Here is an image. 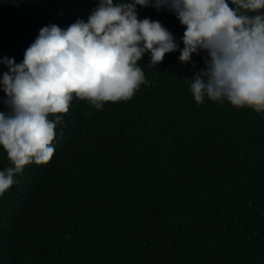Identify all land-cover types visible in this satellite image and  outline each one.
Instances as JSON below:
<instances>
[{
  "label": "trees",
  "instance_id": "trees-1",
  "mask_svg": "<svg viewBox=\"0 0 264 264\" xmlns=\"http://www.w3.org/2000/svg\"><path fill=\"white\" fill-rule=\"evenodd\" d=\"M97 2L0 0V57L19 62L41 26L86 20ZM136 10L183 46L172 13ZM178 55L148 67L145 54L148 83L128 100L74 96L56 114L49 161L0 195V264H264V112L195 102Z\"/></svg>",
  "mask_w": 264,
  "mask_h": 264
},
{
  "label": "clouds",
  "instance_id": "clouds-1",
  "mask_svg": "<svg viewBox=\"0 0 264 264\" xmlns=\"http://www.w3.org/2000/svg\"><path fill=\"white\" fill-rule=\"evenodd\" d=\"M137 5L172 13L183 34L159 20L138 18ZM191 63L189 91L236 108L264 112V0H98L87 19L66 27L41 26L23 58L0 57V148L11 166L0 169V195L31 163H47L54 152L56 124L73 97L95 109L125 101L147 84L137 63L148 67L164 54ZM193 54L201 55L197 68ZM50 114L53 118H49Z\"/></svg>",
  "mask_w": 264,
  "mask_h": 264
}]
</instances>
